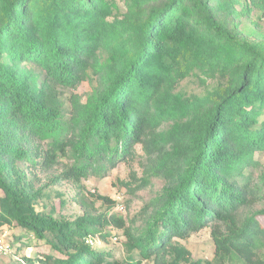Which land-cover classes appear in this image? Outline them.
<instances>
[{
	"label": "trees",
	"instance_id": "trees-1",
	"mask_svg": "<svg viewBox=\"0 0 264 264\" xmlns=\"http://www.w3.org/2000/svg\"><path fill=\"white\" fill-rule=\"evenodd\" d=\"M137 144L163 184L129 219L37 210L40 176L76 185ZM263 154L264 0H0V227L45 241L41 264H201L176 240L203 228L217 264H264ZM108 226L124 260L87 241Z\"/></svg>",
	"mask_w": 264,
	"mask_h": 264
},
{
	"label": "rangeland",
	"instance_id": "rangeland-1",
	"mask_svg": "<svg viewBox=\"0 0 264 264\" xmlns=\"http://www.w3.org/2000/svg\"><path fill=\"white\" fill-rule=\"evenodd\" d=\"M91 88V82L83 81L74 91L82 99H85ZM177 88L188 93H199L203 89L197 78L192 75L182 79ZM60 92L62 93L61 97H68L67 89L60 90ZM143 152L141 145L137 144L132 159L125 160V157H119L117 164L110 169L108 174H91L76 185L64 181L62 184L44 187L48 180L44 176H40L37 183L38 186H43V195L37 205V210L51 212L54 217L64 216L73 219L84 212L85 206L92 205L95 213L104 211L110 213L111 211L118 213L125 220L129 219L159 191L163 184L161 178L149 176L147 173L148 167L145 164L146 159ZM262 159L264 161V154ZM62 160L66 161V158L62 157ZM77 193H80L82 200L77 199ZM103 197H107L113 203L105 201ZM260 220L264 225V216L260 217ZM110 229V226L106 227L105 241L95 237V242L92 241V244L95 243L94 247H104L105 245L118 247L116 258L124 260L125 256L122 250L124 237L121 230ZM0 239L7 246V251L0 252V264H30L25 260L26 258H30L33 264H41L40 257L49 251L45 241L34 238L33 234L16 222L0 227ZM176 241L187 247L192 257L200 259L201 264H217L218 260L213 255V244L208 228H203L188 238ZM190 261L176 259L175 255H170L165 264H192ZM141 264L153 263L150 259H143Z\"/></svg>",
	"mask_w": 264,
	"mask_h": 264
},
{
	"label": "built area",
	"instance_id": "built-area-1",
	"mask_svg": "<svg viewBox=\"0 0 264 264\" xmlns=\"http://www.w3.org/2000/svg\"><path fill=\"white\" fill-rule=\"evenodd\" d=\"M89 243H92V241L91 240H87ZM5 251H7V246L6 245H4V243L1 241V239H0V252H5Z\"/></svg>",
	"mask_w": 264,
	"mask_h": 264
}]
</instances>
